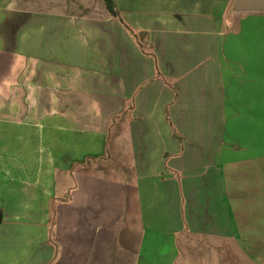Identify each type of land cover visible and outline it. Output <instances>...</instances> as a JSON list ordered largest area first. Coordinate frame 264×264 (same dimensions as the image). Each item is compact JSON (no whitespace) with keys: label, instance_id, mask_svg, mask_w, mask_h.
I'll list each match as a JSON object with an SVG mask.
<instances>
[{"label":"crops","instance_id":"0c3cea01","mask_svg":"<svg viewBox=\"0 0 264 264\" xmlns=\"http://www.w3.org/2000/svg\"><path fill=\"white\" fill-rule=\"evenodd\" d=\"M233 1L0 0V264H264L232 179L264 11Z\"/></svg>","mask_w":264,"mask_h":264},{"label":"rangeland","instance_id":"374dc122","mask_svg":"<svg viewBox=\"0 0 264 264\" xmlns=\"http://www.w3.org/2000/svg\"><path fill=\"white\" fill-rule=\"evenodd\" d=\"M232 175L243 197L233 210L236 221L241 232H250L247 245L264 256V158L238 160Z\"/></svg>","mask_w":264,"mask_h":264},{"label":"water","instance_id":"95a60500","mask_svg":"<svg viewBox=\"0 0 264 264\" xmlns=\"http://www.w3.org/2000/svg\"><path fill=\"white\" fill-rule=\"evenodd\" d=\"M232 10L234 12L264 11V0H234Z\"/></svg>","mask_w":264,"mask_h":264},{"label":"trees","instance_id":"16d2710c","mask_svg":"<svg viewBox=\"0 0 264 264\" xmlns=\"http://www.w3.org/2000/svg\"><path fill=\"white\" fill-rule=\"evenodd\" d=\"M106 7L109 11V13L114 16L117 17L118 16V10L116 8V4H115V0H104ZM2 211L0 210V221L2 220Z\"/></svg>","mask_w":264,"mask_h":264}]
</instances>
